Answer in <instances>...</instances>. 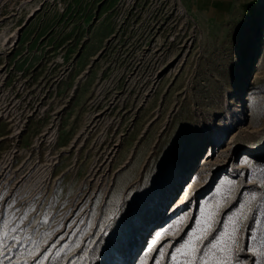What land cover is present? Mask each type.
Returning a JSON list of instances; mask_svg holds the SVG:
<instances>
[{
  "label": "rangeland",
  "instance_id": "rangeland-1",
  "mask_svg": "<svg viewBox=\"0 0 264 264\" xmlns=\"http://www.w3.org/2000/svg\"><path fill=\"white\" fill-rule=\"evenodd\" d=\"M260 5L0 0V109L8 111L0 153L14 143L37 149L35 156L58 155L50 197L23 204L32 221L14 224L20 236L32 227L42 251L55 244L44 264H119L134 248L123 264H173L171 254L206 205L220 201L216 219L227 223L253 194L232 264H257L254 249L264 241ZM17 118L25 121L15 141L7 135ZM51 125L55 140L45 133ZM190 182L185 201L169 213ZM14 202L3 205L7 215Z\"/></svg>",
  "mask_w": 264,
  "mask_h": 264
},
{
  "label": "snow or ice",
  "instance_id": "snow-or-ice-1",
  "mask_svg": "<svg viewBox=\"0 0 264 264\" xmlns=\"http://www.w3.org/2000/svg\"><path fill=\"white\" fill-rule=\"evenodd\" d=\"M255 199V194L251 195L249 200L240 206L239 212L228 217L227 223L216 219L221 207L220 201H217L213 206L206 205L201 210V216L196 222V227L188 234V238L184 243L171 254L173 264H232L234 251L238 248L236 236L238 224L241 218L245 216L244 210L247 204ZM26 218L25 215L21 218L20 222L22 223ZM14 219L15 217L12 215L0 221V257H3V259H0V264H4V259H8L9 264H29V261L32 264H44V261L49 259V253L51 248L55 247V244L42 251L40 240L33 239L28 235H16L19 231V226L13 224ZM181 222L178 221L175 226H170L171 232L169 229H165V233L172 234L175 232ZM218 223H222V231L215 227ZM213 233L216 234L213 235ZM44 236L50 239L49 233H45ZM163 236L164 234L157 233L153 245L159 243L163 239ZM210 237L211 239H209ZM9 240L15 243L9 244ZM44 242L46 243V240ZM24 244L30 246L24 247ZM17 245H20V248L13 257L5 256L6 252H12L13 248H16ZM152 250L154 249L150 247L149 251ZM60 251H63V249L56 252L52 257L53 260L59 257ZM254 252L260 257L257 264H264V241H261L260 248L254 249ZM164 255L165 253L161 251L160 256L163 257ZM156 264H159V261Z\"/></svg>",
  "mask_w": 264,
  "mask_h": 264
},
{
  "label": "built area",
  "instance_id": "built-area-1",
  "mask_svg": "<svg viewBox=\"0 0 264 264\" xmlns=\"http://www.w3.org/2000/svg\"><path fill=\"white\" fill-rule=\"evenodd\" d=\"M6 113L8 111L4 112L0 109V120L6 118ZM17 119L12 125V132L7 135L10 138L14 137L15 141L19 139L20 133L24 129V125L21 123L25 121L20 120V118ZM49 129L53 130V132L51 133L50 130L46 131L47 137H50L51 140L54 138L55 140V127L51 125ZM12 144L13 147L8 151L0 153V195L3 192V187L9 184L6 195L0 201V221L14 215L13 224H16L26 215L27 218L22 223L26 225L32 221L34 212H29L28 207L23 206V204L33 203L36 198L39 202L45 201L50 197L51 170L53 164L57 161L56 159H58V155H50V151H47L43 153V157L35 156L37 149H21L16 147L14 143ZM35 185H38L40 189H34ZM11 202L15 204L13 208H18L7 215L3 210V205ZM39 202H37L35 207L38 206ZM30 232L32 234L31 229Z\"/></svg>",
  "mask_w": 264,
  "mask_h": 264
},
{
  "label": "bare ground",
  "instance_id": "bare-ground-1",
  "mask_svg": "<svg viewBox=\"0 0 264 264\" xmlns=\"http://www.w3.org/2000/svg\"><path fill=\"white\" fill-rule=\"evenodd\" d=\"M264 5H260L259 6V11H258V13H259V15H260V17L264 14V7H263ZM262 11H263V14H262ZM52 132H53V130H52ZM209 154V153H208ZM132 155V154H131ZM131 157V156H130ZM186 184V183H185ZM192 182H190L189 183V185H188V187H186V189L185 188H183V189H181V191H180V193L174 198V200L172 201V203H171V205L168 207V208H170L169 209V213H172L177 207H179L184 201H185V199H186V196H187V192H188V190L192 187ZM80 207H82V206H80ZM167 208V209H168ZM66 222V221H65ZM69 226V225H68ZM76 226V225H75ZM30 229H31V227L29 228V230L27 231V232H25V233H27V235L29 236V237H31V238H33V239H37L38 240V236H36V237H33V234H31V232H30ZM155 231H154V233H153V237L151 238V240H150V242H152L153 240H154V238L156 237V235H157V233H161L162 231H163V226L162 227H156V229H154ZM67 232V231H66ZM27 244H25V246H26ZM131 250H132V252L133 251H135V248L134 249H130L129 251H128V253H126V255H125V257L122 259V261L121 262H119V264H123L124 263V261H125V259H129L130 257H132V253H131ZM31 261H29V263H30Z\"/></svg>",
  "mask_w": 264,
  "mask_h": 264
},
{
  "label": "water",
  "instance_id": "water-1",
  "mask_svg": "<svg viewBox=\"0 0 264 264\" xmlns=\"http://www.w3.org/2000/svg\"><path fill=\"white\" fill-rule=\"evenodd\" d=\"M178 195V194H177Z\"/></svg>",
  "mask_w": 264,
  "mask_h": 264
}]
</instances>
